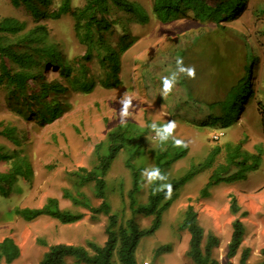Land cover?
<instances>
[{"label":"trees","instance_id":"obj_1","mask_svg":"<svg viewBox=\"0 0 264 264\" xmlns=\"http://www.w3.org/2000/svg\"><path fill=\"white\" fill-rule=\"evenodd\" d=\"M8 1L11 8L24 12L31 24L28 26L14 17L0 19V89L6 93L10 114L26 122L34 121L41 127L58 120L69 110L66 98L71 94L87 96L96 89L111 91L120 88L124 59L127 61L130 50L139 40L147 38L152 26L157 23L165 25L185 21L197 31L209 24L214 25V31L194 32L197 35L190 41L181 42L182 38H179L175 50L165 47L164 52L173 71L176 69L177 57H181L186 66L195 65L196 58L189 59L186 55L198 46L203 47L202 50L206 48L204 36L239 31L241 39L248 37L238 25L228 31L230 23H238L247 0H152L146 5L133 0H79L78 4H73L72 0ZM134 25L140 26L138 35L133 32ZM55 28H67V33L62 32L63 38L74 42L76 51L68 53L61 43L54 40L52 31ZM178 36L171 38L172 41ZM232 38L238 40L236 36ZM254 60L257 63V58ZM138 64L135 72L144 68V63ZM241 68L243 72L225 98L212 102L211 108L205 102L190 103L191 94L183 88L187 99V103L183 104L196 109L197 115L206 114L203 120L195 121V127L215 126L221 129L236 122L238 112L243 111L244 107L240 105L235 110L234 118L225 112L224 105L232 100L233 94L235 97V92H242L237 97L242 100L249 98L250 101L254 96L253 67L246 62ZM258 104L264 107V101ZM188 105L186 108H190ZM260 111L259 124L264 126V112L262 108ZM152 124L149 120H145L141 127L129 121L116 124L106 132L103 141L94 145L90 168L80 167L68 174L75 193L64 190L61 197L72 206L86 210L91 222H96L100 216L106 218L103 243L86 241L83 246L48 245L38 240V244L45 248L39 264H115V260L118 264H137L135 253L140 240L159 229L163 212L178 198V191L198 173L210 171L200 190V197L207 198L211 188L244 182L250 174L261 168L264 156L261 145H255L253 151L248 152L240 142L218 145L219 141L211 140L215 145L209 148L201 163L190 168L182 177L169 181L172 185L170 197L166 198L165 192L157 190L160 182H153L148 185L145 203H141L138 195L141 192L140 175L143 170L136 168L133 161L139 153L148 151L152 135L157 138L151 129ZM0 136L14 146L6 153L0 146V206L4 209V212L0 210V218L18 217L24 222H31L47 217L61 225L82 220L84 214L61 209L55 198L46 199L40 208H6L14 186L19 181L30 184L33 170L30 159L20 149L21 141L15 127L8 124L1 127ZM125 150H128V154L124 166L129 172L130 187L125 192L124 185L117 182L114 190L121 201L125 199L128 216L124 207L117 213L112 212L107 200L106 181L114 159ZM187 153L185 145L177 147L170 139L161 142L157 138L149 155L153 166L165 173ZM84 189H88L98 201L97 206H91L89 199L82 194L81 190ZM240 210L237 198L231 195L229 213L235 216ZM240 215L244 217L246 213ZM137 217L150 218L149 225L141 227L136 221ZM177 230L188 235L186 257L192 264H219L213 256L218 239L209 232L205 234L199 224L198 214L190 203L178 220ZM244 235L242 221L238 217L234 218L226 249L227 260L236 256ZM168 250V247H161L158 252ZM18 256L19 249L13 240L3 238L0 241V264H11ZM249 257L250 250L241 249L238 264H250ZM251 264H264V247L259 252V260Z\"/></svg>","mask_w":264,"mask_h":264},{"label":"rangeland","instance_id":"obj_2","mask_svg":"<svg viewBox=\"0 0 264 264\" xmlns=\"http://www.w3.org/2000/svg\"><path fill=\"white\" fill-rule=\"evenodd\" d=\"M133 1L146 5L152 0ZM78 2L79 0H72L73 4ZM4 17H14L24 21L28 26L31 24L30 18L22 10L11 8L8 0H0V19ZM237 22L230 23L228 31L238 25L248 37L241 39L242 34L239 31L228 34L216 32L204 36L206 48L202 50L203 47L198 46L189 50L186 55L189 59L196 58L195 78L180 76L167 96L162 95V78L169 76L173 70L164 52L165 47L175 50L176 45H179L176 44L179 38H182L181 42L190 41L197 35L194 32L210 29L214 31V25L209 24L201 31L192 28L193 25L185 21L153 25L147 38L139 40L130 50L131 55L128 56L127 61L124 59L120 88L111 91L96 89L87 96L72 94L67 96L66 103L70 106L69 110L58 120L43 127L38 126L34 121L26 122L10 114L7 110L6 93L0 89V129L7 124L15 127L21 141L20 149L30 159L33 170L30 184L19 181L14 186L6 208L13 206L40 208L46 199L55 198L61 209L84 214L82 220L71 225H61L47 217L24 222L18 217L8 219L2 216L0 241L9 237L19 249V256L11 264H39L45 248L38 244V240L48 245L83 246L86 241L103 243L106 218L100 216L96 222H91L86 210L72 206L61 195L64 190L75 193L68 174L80 167L90 168L93 164L94 145L103 141L106 132L116 124L125 122L121 121L118 115L120 96L123 92L129 93L132 97L130 116L126 121L140 127L144 125L145 120L152 123L159 122L160 125L169 120L177 122L170 140H182L188 153L165 172L168 177L166 183L182 177L190 168H194L204 160L209 148L215 145L211 141V136L217 131L224 134L218 145L240 142L242 148L248 152H252L255 145H261L264 150V126L259 124L260 109L262 108L264 112V107L258 104L259 101H264V0H247L245 11ZM132 29L137 35L140 33V26L134 25ZM66 30L67 28H55L52 36L64 46L65 51L72 53L76 51V45L63 38L62 32L67 33ZM176 35L180 36L172 41L171 38ZM232 36H236L238 40ZM256 58L257 63L254 60ZM246 62L252 65L254 72L253 98L250 101L249 98L242 100L237 98L241 96L238 93L242 92H235V97L233 94L232 100L224 105L225 112L234 118L235 110L240 105L244 107L243 111L238 112L236 122L230 127L221 129L215 126L195 127L193 125L195 121L200 120L193 117L191 120L187 119V108L183 105L187 101L184 89L191 94L192 102H188L198 104L205 102L211 108L212 102L225 98L226 93L243 72L241 66ZM138 63H144V68L135 72L137 66L139 67ZM176 103H178L177 107ZM152 137L148 151L139 153L133 161L134 166L142 168L143 171L153 167L149 153L153 150V146L155 147L157 138L153 135ZM0 146L5 153L14 149V146L2 136H0ZM127 154L128 150H125L116 156L106 177L107 200L112 212L117 213L124 207L126 216L129 214L126 209L127 203L125 199L124 202L121 201L114 189L117 182L124 185L125 192L130 187L129 172L124 166ZM209 173L210 171H201L178 191V198L163 212L159 229L140 240L135 253L137 264L144 262L192 264L186 257L188 235L177 230L178 220L188 203L197 212L199 224L205 234L209 232L217 237L218 246L213 250V256L219 264H238L240 250L244 248L250 250L248 263L259 260V252L264 247V156L259 171L250 174L246 181L215 186L208 191L207 198H202L200 190L206 183ZM140 179L142 185L138 200L145 203L150 183L141 175ZM81 191L89 199L91 206L98 205V201L88 189ZM231 195L237 198L241 206L240 212L235 216L228 211ZM0 210L4 212L2 205ZM242 212L246 213L244 217L240 215ZM237 217L245 227V235L236 256L227 260L225 255L230 239L231 222ZM136 221L141 227L146 228L150 218L137 217ZM161 247H168L169 250L158 252ZM115 264H118L116 260Z\"/></svg>","mask_w":264,"mask_h":264},{"label":"clouds","instance_id":"obj_3","mask_svg":"<svg viewBox=\"0 0 264 264\" xmlns=\"http://www.w3.org/2000/svg\"><path fill=\"white\" fill-rule=\"evenodd\" d=\"M181 75H184L188 78H195V68L194 66H186L183 62V59L181 57H177L176 69L172 71L169 76L162 78V95L167 96L171 93ZM119 103L120 107L118 109V115L121 121H126L130 116L129 109L132 107V97L129 93L123 92L120 96ZM176 127L177 122L174 120H169L162 126H158L155 123L151 125L152 131L155 132L157 138L161 142H166L172 138ZM173 143L177 147L184 144L182 140L178 139H174ZM141 176L142 178H146L148 183L160 182L157 190L165 192L166 198L171 196L172 185L170 183H166L168 177L165 173H162L158 167L153 166L151 168L145 169L141 173Z\"/></svg>","mask_w":264,"mask_h":264},{"label":"crops","instance_id":"obj_4","mask_svg":"<svg viewBox=\"0 0 264 264\" xmlns=\"http://www.w3.org/2000/svg\"><path fill=\"white\" fill-rule=\"evenodd\" d=\"M187 102L185 101L184 102V104H186ZM183 104V105H184ZM188 105V104H187ZM187 105H186V107H187ZM176 107L178 106V104L177 105H175ZM188 107H190L189 105H188ZM186 113H187V119L188 120H191V117H193L194 119H196V120H198V119H204L205 117H206V114L204 113L203 115H196V109H193V108H187L186 109ZM195 121V120H194Z\"/></svg>","mask_w":264,"mask_h":264},{"label":"built area","instance_id":"obj_5","mask_svg":"<svg viewBox=\"0 0 264 264\" xmlns=\"http://www.w3.org/2000/svg\"><path fill=\"white\" fill-rule=\"evenodd\" d=\"M223 136L224 134L221 131H217L216 133L212 134L211 140L214 142H218L220 138ZM143 264H147V263L144 262Z\"/></svg>","mask_w":264,"mask_h":264}]
</instances>
